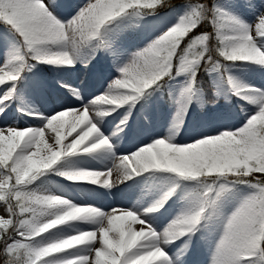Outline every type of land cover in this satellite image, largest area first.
Masks as SVG:
<instances>
[{"label":"snow or ice","instance_id":"snow-or-ice-1","mask_svg":"<svg viewBox=\"0 0 264 264\" xmlns=\"http://www.w3.org/2000/svg\"><path fill=\"white\" fill-rule=\"evenodd\" d=\"M205 251L264 264V0H0V264Z\"/></svg>","mask_w":264,"mask_h":264},{"label":"rangeland","instance_id":"rangeland-1","mask_svg":"<svg viewBox=\"0 0 264 264\" xmlns=\"http://www.w3.org/2000/svg\"><path fill=\"white\" fill-rule=\"evenodd\" d=\"M257 2H259V0H257ZM78 76H80L82 79V76L80 73L73 74L72 79L75 80L77 79ZM99 203H101L104 207H108L109 205L122 206L125 203V200L119 194H117L116 196L109 197L106 200H101L99 201ZM167 216H168V213H166L165 216L161 218V220L158 222V226H163V224L166 223ZM206 255H207L206 251L203 253H198L194 257V259L198 262V264H204L206 260Z\"/></svg>","mask_w":264,"mask_h":264},{"label":"trees","instance_id":"trees-1","mask_svg":"<svg viewBox=\"0 0 264 264\" xmlns=\"http://www.w3.org/2000/svg\"><path fill=\"white\" fill-rule=\"evenodd\" d=\"M181 2V0H173V3L174 4H178V3H180ZM162 11H165V10H162Z\"/></svg>","mask_w":264,"mask_h":264},{"label":"bare ground","instance_id":"bare-ground-1","mask_svg":"<svg viewBox=\"0 0 264 264\" xmlns=\"http://www.w3.org/2000/svg\"><path fill=\"white\" fill-rule=\"evenodd\" d=\"M113 178L115 179V176Z\"/></svg>","mask_w":264,"mask_h":264}]
</instances>
